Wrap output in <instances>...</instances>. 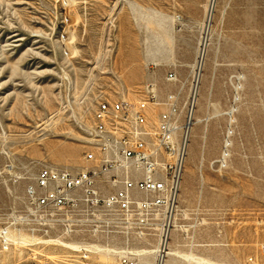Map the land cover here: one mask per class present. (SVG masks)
I'll return each instance as SVG.
<instances>
[{
	"label": "rangeland",
	"instance_id": "374dc122",
	"mask_svg": "<svg viewBox=\"0 0 264 264\" xmlns=\"http://www.w3.org/2000/svg\"><path fill=\"white\" fill-rule=\"evenodd\" d=\"M204 20L185 0H0V230L13 241L0 240V264H78L60 242L71 243L16 224L26 187L44 166L91 165L101 101L137 102L154 83L183 107L201 72L194 121H205L193 123L173 264H264V0H216Z\"/></svg>",
	"mask_w": 264,
	"mask_h": 264
},
{
	"label": "built area",
	"instance_id": "2783aa9c",
	"mask_svg": "<svg viewBox=\"0 0 264 264\" xmlns=\"http://www.w3.org/2000/svg\"><path fill=\"white\" fill-rule=\"evenodd\" d=\"M167 79L176 78L170 73ZM198 83L197 77L184 107L178 92L161 99L154 83L137 102L101 101L88 127L85 161L91 165L40 168L16 224L74 244L68 249L75 257L67 260L78 264H91L99 253L118 264H138L149 239L156 242V260L164 261L179 213ZM157 102L166 110L153 118L150 105ZM0 240L12 246L8 227Z\"/></svg>",
	"mask_w": 264,
	"mask_h": 264
},
{
	"label": "bare ground",
	"instance_id": "6f19581e",
	"mask_svg": "<svg viewBox=\"0 0 264 264\" xmlns=\"http://www.w3.org/2000/svg\"><path fill=\"white\" fill-rule=\"evenodd\" d=\"M215 4H216V0H210L209 2H208V4L206 5V13H205V20H204V23H203V27H204V29H206V27H207V23H208V21H210L211 20V18H212V14H213V11H214V8H215ZM205 31V30H204ZM203 50H204V46H203ZM203 50H202V59H203ZM202 59H201V61L199 62V70H201V69H203L202 68V66H201V62H202ZM202 76H203V73L201 72V73H199L198 74V81H199V83H200V81H201V78H202ZM199 83H198V86H197V90H198V94H199ZM236 92V91H235ZM237 94V93H236ZM197 100H198V97H197V99H196V104H197ZM185 104V103H184ZM161 106H163V104L162 103H160V102H157V103H155V104H152V105H150V113H151V115H152V117L153 118H155L156 117V115L160 112V111H162V107ZM183 107H184V105H183ZM195 109H196V107H195ZM231 113H232V111H230L229 112V114L231 115ZM195 114V110H194V112H193V115ZM226 115V114H225ZM195 116V115H194ZM201 121H205V116L203 117V118H196L195 119V121L194 122H201ZM230 122H231V119H230ZM228 130H230V129H228ZM229 145V143L228 142H226V147ZM227 152H224L223 153V155H222V159H221V161L223 162V164L226 162V158H227ZM215 163V162H214ZM83 168H86V167H83ZM179 211H180V208H179ZM179 214V213H178ZM177 217H178V215H177ZM177 217H176V223H175V228H176V226L177 227H179V228H181V226L180 225H178V223H177ZM174 231V230H173ZM172 234H173V232H172ZM55 241V240H54ZM57 242H60L59 240H57ZM63 246H67L68 248H71V247H76V246H74V245H71V244H66V243H64V242H60ZM170 244V243H169ZM156 252V250H154V249H146V250H142V251H140V255H145V254H152V253H155ZM179 255V252H178V250H176V249H173V248H169L168 249V251H167V256H166V258H165V260L164 261H162L161 263H157V264H169V261L173 258V257H176V256H178ZM180 256V255H179ZM197 259V258H196ZM192 260H195L194 258L192 259ZM198 260H199V262H201L202 264H215V263H212L211 261H209V260H206V259H202V258H198Z\"/></svg>",
	"mask_w": 264,
	"mask_h": 264
},
{
	"label": "crops",
	"instance_id": "0c3cea01",
	"mask_svg": "<svg viewBox=\"0 0 264 264\" xmlns=\"http://www.w3.org/2000/svg\"><path fill=\"white\" fill-rule=\"evenodd\" d=\"M185 1H188V4H194V5H197L198 7H200V9H201L202 7H205V13H206V5L208 4V2H209L210 0H185ZM202 77H203V76H202ZM207 100H208V95H207ZM204 115H205V111L202 112V113H200L199 115H197L196 118H203ZM203 122H204V121H201V122H194V124H195V125H199V124H203ZM178 229H180V228L176 226V228L174 229L172 235L176 236V233H177V230H178ZM169 248H173V249L178 250V248L176 247L174 241H172V242L170 243ZM178 251H179V250H178ZM179 252H180V251H179ZM176 258H178V257H173V258L169 261V264H173V262L176 260ZM209 261H211V260H209ZM211 262H212V263H215V262H213V261H211ZM215 264H217V263H215Z\"/></svg>",
	"mask_w": 264,
	"mask_h": 264
}]
</instances>
